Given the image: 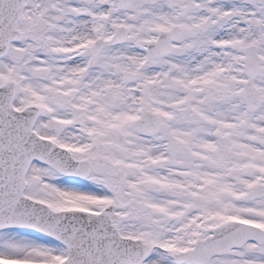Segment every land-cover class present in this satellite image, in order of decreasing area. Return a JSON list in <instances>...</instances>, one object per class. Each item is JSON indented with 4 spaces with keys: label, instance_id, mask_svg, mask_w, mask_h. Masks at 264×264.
Masks as SVG:
<instances>
[{
    "label": "snow or ice",
    "instance_id": "6c2138e0",
    "mask_svg": "<svg viewBox=\"0 0 264 264\" xmlns=\"http://www.w3.org/2000/svg\"><path fill=\"white\" fill-rule=\"evenodd\" d=\"M0 264H264V0H0Z\"/></svg>",
    "mask_w": 264,
    "mask_h": 264
}]
</instances>
